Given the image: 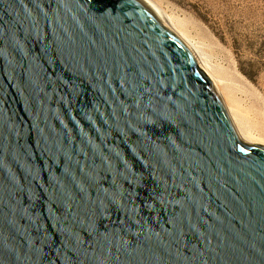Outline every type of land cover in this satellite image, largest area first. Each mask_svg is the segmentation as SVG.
<instances>
[{"label":"water","instance_id":"95a60500","mask_svg":"<svg viewBox=\"0 0 264 264\" xmlns=\"http://www.w3.org/2000/svg\"><path fill=\"white\" fill-rule=\"evenodd\" d=\"M0 264H264V145L147 0H0Z\"/></svg>","mask_w":264,"mask_h":264},{"label":"rangeland","instance_id":"374dc122","mask_svg":"<svg viewBox=\"0 0 264 264\" xmlns=\"http://www.w3.org/2000/svg\"><path fill=\"white\" fill-rule=\"evenodd\" d=\"M197 48L225 106L264 142V0H148Z\"/></svg>","mask_w":264,"mask_h":264},{"label":"bare ground","instance_id":"6f19581e","mask_svg":"<svg viewBox=\"0 0 264 264\" xmlns=\"http://www.w3.org/2000/svg\"><path fill=\"white\" fill-rule=\"evenodd\" d=\"M148 1V0H147ZM162 16V18L164 19L166 25L168 26V28L171 30V32L182 42V44L186 47V49L190 52V54L194 57V59L196 60V62L198 63V65L201 67V69L203 70V72L206 74V76L209 78V80L211 81V83L213 84V86L215 87V89L218 91L219 95L222 94L221 91L219 90L218 87V81L215 78V76L210 72V70L207 68V66L205 65L203 58L201 57V54L199 53V51L197 50V48L192 44V42L189 40V38L184 34L181 33L177 30H175V28H173V26L169 23V21L166 19V17L162 14L161 11L158 10L157 6L153 3H151L150 1H148ZM221 97V95H220ZM222 98V97H221ZM223 100V99H222ZM225 105V104H224ZM226 111L231 119V122L233 123V126L235 128V131L238 135V137L244 142V143H248V144H261L264 145L263 141H258V140H252L249 136V132L245 131L238 123L237 119L235 118V116H233L232 112H231V108H229V106L227 105V107L225 106Z\"/></svg>","mask_w":264,"mask_h":264}]
</instances>
